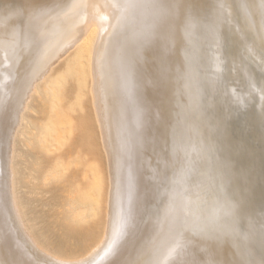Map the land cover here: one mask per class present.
Listing matches in <instances>:
<instances>
[{
    "label": "bare ground",
    "instance_id": "bare-ground-1",
    "mask_svg": "<svg viewBox=\"0 0 264 264\" xmlns=\"http://www.w3.org/2000/svg\"><path fill=\"white\" fill-rule=\"evenodd\" d=\"M83 64L107 198L96 218L101 181L74 192L64 222L94 227L83 247L50 250L23 220L16 175L31 174H15V137L34 121L21 142L47 154L66 146L55 120L67 67L79 82ZM80 89L73 97L85 100ZM32 96L41 108L30 99L23 112ZM158 154L188 167L169 188ZM0 264H264V0H0Z\"/></svg>",
    "mask_w": 264,
    "mask_h": 264
},
{
    "label": "rangeland",
    "instance_id": "rangeland-1",
    "mask_svg": "<svg viewBox=\"0 0 264 264\" xmlns=\"http://www.w3.org/2000/svg\"><path fill=\"white\" fill-rule=\"evenodd\" d=\"M73 23L74 22H72L70 24L67 23L68 26H66V27L67 28L70 27L71 25H73ZM76 28H74V29H76ZM65 40H66V38H65ZM73 64H76V63L74 62ZM71 65H72V63H71ZM87 65H88V63H87ZM74 66L76 67L77 65H74ZM88 66L86 69L89 68ZM71 67L68 66L67 67L68 69L65 68V69H67L66 70L67 76H65L66 74L64 75L65 76L64 81L65 80L66 81L68 80V81H67V84H65V85L63 84L64 87L62 90H64V92H62V95H61V97L63 96L62 99L64 98L65 100L63 99L64 103L62 101H60V104H61L60 108L61 109L58 110L59 114L57 113L56 120H55L57 122V124L59 123V125H63V126L65 125L64 127H66V125H67V128H65V130L69 133H68V141H67L66 146L61 151H59L55 154H47L44 150L40 149L38 146H31V143L28 145L27 142L31 139V137L28 136L31 133V131H30L31 130V128H30L31 123L32 124L34 123L33 120H35V122H36L37 119L31 120V121H33V122L30 121L31 123L28 122L29 123L28 126L30 129L29 128L24 129L25 128L24 127L25 122H24V124L22 125L23 129H24L23 133H25L24 135L26 136V132H28L29 133L27 135L28 138H27V136L24 138V135H21L22 133L21 134L18 133V136L16 135V137H15L16 143H14V144H16L14 146L15 148H14V153H13L14 157H15V159L13 157V161H14L13 164L15 166L14 169L16 172L15 174L18 173V174L22 175L23 177H25L28 173L31 174V179L28 182H27L26 178L25 179L23 178V180L21 182V180H19L21 176L18 179L17 175H16L17 180L15 179L17 182L15 185V187H16L15 193L18 194V195L17 194L16 195L19 198V200H21V198H23V201L21 200L22 202L19 201L21 203V205L24 206L23 207L24 210L21 211L24 213L23 214L24 215L23 220L26 218L25 220L27 221V225L29 226L30 231H32V232L34 231L33 233H35L38 236L39 242L41 241L42 245H44V246L47 245L50 248V250L56 249L59 245H63V246L67 245L68 246V244H73L74 246L83 247L85 241L88 239V236L91 233V231H89L90 230L89 226L94 227V225L92 224V225H84V226H74V228H70L64 222L63 217H62L63 212H64V205L68 201V199L73 197L74 192H76L80 196H82L83 194L89 195V186L91 184H99L101 181V183H100L101 189L99 191V195L97 198L100 201V210H99V213L96 216V218L100 217L101 207L104 206V200H106L107 192H108V178H109L108 175L109 174L107 173L108 172V170H107L108 164H106L107 160L104 159L106 157V155L104 154L105 144L102 143L103 146L100 145L101 142H99V141L101 140L100 137L102 138V135H101L102 130L99 131L96 128V127L100 126L97 123V122H99V120L97 121L98 116L95 117L97 115V112H95L96 107H94V109H93V105H95V104H94V102L90 101V100L94 99L93 91H92L93 94L90 92L91 87L93 85L92 83H90V81H93V78H92V80L89 79L92 77L91 72L89 71L90 75H88L89 74L88 71L86 69H84L86 67V65H84V67L82 66V68H83V70H86V72H87L86 75H85L84 71L83 72L80 71L81 74L84 73L83 75H85V76L80 75L81 81H79V82H77L78 80H76L73 77L72 79L73 80L75 79L73 81L68 76V75L71 76L72 75L71 72L75 70V68H74V70H72L73 67L72 68ZM55 69H58V72L61 71V73H62V70H64V72L66 73L64 68L56 67ZM79 70L80 69L78 68V72H79ZM88 70H90V68ZM75 75L76 74H74V76ZM67 77H69V78L66 79ZM75 77H79V74L77 73V76H75ZM70 80H72V81H70ZM20 83H21L20 81L15 82V84L13 86V90L15 92L18 91ZM78 83L80 84L79 88H82L80 90H83L85 95H86V98L84 97L85 100H82L80 97H79V99L77 97L75 98V96L73 97L74 94L75 95L78 94V95H81L83 97V95L80 94L76 90V89L79 90V88H77L79 85ZM25 86H27V88L29 87L28 84L22 85V91H24V92L27 89ZM66 86L68 87V90L71 86L73 88L71 87L70 90L68 91L66 89L67 88ZM74 87H75V90H74ZM64 88L67 90V92H65L66 90ZM27 91H28V89H27ZM73 91L74 92L77 91V94H76V92L74 93ZM65 93H66V95H65ZM81 93H82V91H81ZM92 96H93V98H92ZM36 98H38V96ZM30 99H33V102H32V100L30 101ZM17 100L20 101L19 98H17ZM29 102L33 103L32 106L35 109L37 108L36 105H38L37 102H39V104H41L40 101H37L36 99L34 100V98L32 96L31 98H28V100L26 101V104L24 105L23 112H25V109L27 108L28 105H29L28 108L30 109L31 105L30 104L27 105V103H29ZM74 105H75V109L73 108ZM82 105H83V109H81ZM38 107H39V105H38ZM39 108H41V107H39ZM33 109H31V111H33ZM39 111H41V110H39ZM93 111L95 112V114ZM27 112L28 111H26V113ZM33 112L36 113L35 111H33ZM26 113L24 114V116L26 115ZM40 113H42V111ZM29 114H31L30 111H29ZM35 115H37V114H35ZM27 116H28V114H27ZM31 116H32V114H31ZM31 116L29 115L30 118H31ZM47 117H49V116H47ZM16 118H15V120H16ZM24 118H27V117H24ZM30 118L27 120H30ZM38 118H39V116H38ZM13 120H14V118H13ZM25 120L26 119H24V121ZM16 122H17V120H16ZM14 123H15V121H14ZM97 124H98V126H97ZM25 125H27V124H25ZM93 127H94V129H93ZM95 129L98 130V131H96L97 133L95 132ZM99 129H101V126ZM21 136H23V137H21ZM22 138L26 139L27 142L25 143L26 140H24V139L21 142L20 140H22ZM101 141H103V138ZM87 145H89V146H87ZM83 146H84V148H83ZM99 147L100 148L102 147V148H101V150H98L99 151V153H98L96 149ZM88 148H90V150ZM16 149H20L19 154L23 150L25 152L24 153L22 151L23 156L21 154L19 155L18 154L19 150H16ZM95 150H96V152H95ZM86 151H89V152H87L89 155L86 154ZM93 151L95 152V154L93 153ZM90 152H92L93 154ZM105 152H106V148H105ZM24 155H26L28 157L27 160H25L26 157H24ZM89 156H90V158H89ZM21 157H24V159L22 160ZM157 158H158V160H157ZM157 158H156V161H158V162L161 161V162H164L165 165H167V164L169 165V167H167L168 168L167 172H165V173H163L162 171L159 172V175H160L159 178L161 179L159 188L164 189L166 184H167L166 187L169 188L168 183L173 182L171 180V177H174V176H170V175L174 174L175 176H182V175L184 176V174L187 173L188 167L186 168L185 172H183V170H182L183 164H184V160H183L182 156H181L180 160H178L177 162L174 161L173 163L169 162L170 160L167 161V159H165L163 157V155L161 156V154H158ZM94 159H95V161H94ZM23 161H25V162L27 161V162L25 163ZM97 161H98V163H95ZM25 164H27V165H25ZM159 164L160 163H157V165H159ZM25 168H28V170L26 169L27 170L26 171ZM92 168H95V170L99 174L101 180L100 179L99 180L93 179L94 173H90L87 176L82 175V172L84 170H91ZM52 169H56L58 172H60V175L57 177L56 180H53L49 185L43 186L40 184V182L38 180L33 179V177H39L42 174H44V173H46ZM21 172H22V174H21ZM26 172H28V173L26 174ZM18 180H19V182H18ZM25 181L27 183H25ZM27 184H28V186H27ZM26 186L28 188H26ZM27 192H29V193H27ZM201 195H202V191L198 190L193 197H190L189 200L199 199L201 197ZM155 196H156V190H155ZM18 198H17V201H18ZM78 198L82 199L81 197H78ZM19 202H18V205L20 204ZM21 205H19V207L22 208ZM103 222H104L103 220H100V225H99L100 230H101V224H103ZM35 234H34V236L37 237ZM43 242H45V243L43 244ZM68 254H74V253L71 252Z\"/></svg>",
    "mask_w": 264,
    "mask_h": 264
}]
</instances>
